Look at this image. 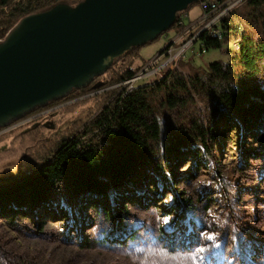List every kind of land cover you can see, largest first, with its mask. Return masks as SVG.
<instances>
[{"label": "trees", "instance_id": "1", "mask_svg": "<svg viewBox=\"0 0 264 264\" xmlns=\"http://www.w3.org/2000/svg\"><path fill=\"white\" fill-rule=\"evenodd\" d=\"M80 1L0 0V40L20 18L28 14L46 11L58 3L74 6ZM195 3L189 4L188 8ZM188 8L176 14L171 27L175 32L184 27L179 23L180 15L186 13ZM219 27L224 31L221 38L213 32ZM198 39L206 49H221L237 40L238 48L226 49L228 60L210 62L204 74L193 75L190 72L186 77L178 69H172L151 83L129 87L124 83L133 78L139 69L134 70L129 64L143 47L136 46L114 59L112 65L103 74L94 77L87 86L73 89L13 122L11 125L28 119L17 127L28 126L49 116L58 108L45 111L61 104L59 109L79 107L84 112L79 119H68L67 126L59 132L48 134V138H43L50 130L45 123H40L38 130L35 126L24 131V135L31 138L38 132L43 135L30 158L32 164H37L25 173L0 178V216L12 219L16 213L27 215L28 210L37 221L41 220L42 215L52 214L58 217L57 220H72L67 215L70 212L68 207L61 211L59 205H54L49 199L53 188L63 184L79 203L81 213L86 205L91 208L100 206L94 198L86 196L90 193L97 197L106 193L112 198L117 196L118 200L105 202L101 209L103 216L114 223L115 231L119 227L118 221L110 209L117 210V203L124 198H127V202L137 203L144 196V190L141 193L121 190L125 186L131 188L130 181L144 184L147 177L140 175L139 166H149L156 175L155 181L165 179L164 171L170 170L172 182L182 179L186 182L187 176L195 174L201 166L209 170L197 146L204 145L207 137L217 142L222 126L226 124L234 131L227 137L235 144L233 150L243 152L247 142L245 137L257 138V132L252 127L264 117V0H245L229 11L219 26L202 30ZM197 101L202 103L204 110ZM8 132H12V129ZM185 148L195 154V159L183 178L172 168H176L182 159L181 150ZM172 153L170 161L168 155ZM251 155L257 157L256 153L252 152ZM242 164L250 163L243 160ZM242 164L239 169H243L240 167ZM152 171L150 174H153ZM232 171L233 166H230L226 169V175L220 177L224 187L230 185L228 175ZM259 176L262 175L259 173ZM159 183H155L156 187ZM163 187L169 188L170 201L161 207L160 214L168 217L172 210H177V214L179 211L185 217L186 224L190 225L192 197L185 191H180L181 197H178L171 186ZM157 193H161V190H157ZM230 197L234 203L235 197ZM168 221L171 230L172 218ZM77 228L72 221L64 225L65 232ZM109 240L114 238L110 237ZM78 241L80 247H87L86 239L80 238ZM236 246L240 259L252 264L239 237Z\"/></svg>", "mask_w": 264, "mask_h": 264}, {"label": "rangeland", "instance_id": "2", "mask_svg": "<svg viewBox=\"0 0 264 264\" xmlns=\"http://www.w3.org/2000/svg\"><path fill=\"white\" fill-rule=\"evenodd\" d=\"M186 13L185 22L198 15L194 18L197 19L201 15L198 3L190 6ZM197 29L190 31L188 39L182 41L183 36H180L172 44L171 54H180L176 59L170 57L166 61L161 56L158 65L174 60L173 64L187 71V76L190 72L201 75L207 71L210 62L228 60L226 49L238 48L232 42L221 49H206L197 37L183 52L179 51L190 41L192 34H196ZM175 33L171 28L143 45L129 64L130 68H139V71L148 60L157 56L166 40ZM169 70L172 69L161 66L155 73L132 81L131 87L143 82L151 83ZM197 104L204 110L201 102L197 101ZM62 105L48 109L45 112L58 108L28 126L17 127L28 120L25 119L0 131V178L25 173L36 166L37 163L32 164L30 158L43 135L36 131L38 133L31 138L24 135V131L35 126L38 130L39 124L45 123L50 130L43 138H48V134L59 132L67 126L68 119H79L84 113L79 107L59 109ZM9 129L12 132H8ZM252 129L256 130L257 138L245 137L247 142L243 152L233 150L235 144L227 137L234 131L227 124L222 126V132L217 136L218 143L207 137L204 145L197 146V150L207 162L209 170L201 166L192 176L186 175V182L183 179L172 182L170 170L164 171L165 179L155 181L156 175L149 166H139L140 175L147 177L146 181L141 178L144 184L130 181L131 188L125 186L121 190L130 193L132 190L138 193L144 190V196L137 203L127 202V198H124L117 203V210L110 209L118 221L119 227L115 231L114 223L103 216L101 209L105 202L118 200L117 196L112 198L106 193L97 197L90 193L86 196L94 198L100 206L91 208L86 205L81 213L79 203L63 184L53 188L49 199L54 205L58 204L61 211L68 207L70 212L67 215L72 220H57L58 217L52 214L42 215L41 220L37 221L28 210L27 215L16 213L12 219L0 216V264H249L242 261L237 253V237L242 239L244 252L251 263L264 264V117ZM181 151L183 157L172 171L182 174L184 178L193 165L195 154L187 151V148ZM252 152L257 157L254 158ZM172 156L173 153L168 155L170 161ZM243 160L250 164L243 165ZM240 164L243 169H239ZM230 166H233V171L228 175L230 185L224 187L220 177L226 175V169ZM158 182L156 187L155 183ZM163 186H171L178 197L184 191L192 197L190 225L186 224L185 217L179 211L177 214V210H172L168 217L160 214L161 207L170 201L169 188ZM157 190H161V193H157ZM230 195L235 197L234 203ZM169 218H172L171 230L165 223ZM71 221L78 228L66 231V235L64 225ZM209 236L214 238L209 239ZM110 237L114 240H109ZM80 238L86 239L87 247L79 246Z\"/></svg>", "mask_w": 264, "mask_h": 264}, {"label": "water", "instance_id": "3", "mask_svg": "<svg viewBox=\"0 0 264 264\" xmlns=\"http://www.w3.org/2000/svg\"><path fill=\"white\" fill-rule=\"evenodd\" d=\"M194 2L81 0L20 18L0 40V127L87 86L114 59L171 29Z\"/></svg>", "mask_w": 264, "mask_h": 264}, {"label": "built area", "instance_id": "4", "mask_svg": "<svg viewBox=\"0 0 264 264\" xmlns=\"http://www.w3.org/2000/svg\"><path fill=\"white\" fill-rule=\"evenodd\" d=\"M245 0H198V5L199 8L201 10V15L197 18L194 19L192 21H188L185 22V17L187 16V13H182L180 15V21L179 23L183 24L184 27L177 33H175V35L171 38H168L166 40V43H164L163 48L161 49V51L157 54V56L151 60H148L147 63L138 71V73L131 79L127 80L125 82V84H129V87H131V82L140 79L141 77L151 74V73H155L157 71L158 68H160L161 66H165V69L167 68H175L178 69L179 71H181L186 77V73L187 71H183L181 69H179V67L173 64V61L170 63H166L167 59H169L170 57H176L179 56L180 54L177 52L174 55L171 54V48L173 47V43L176 41V39H178L180 36H183L184 34H186V32L195 29L196 27H200V29L196 32V34H192V36L189 38V42L187 44H185L179 51L183 52L188 46L189 43L196 41V38L198 37L199 33L204 30V29H208L210 28L211 30L215 27V26H219L221 20L225 17V15L235 9L237 6H239L240 4H242ZM213 32H220V38L222 37L224 31L221 27L219 28H215L213 30ZM237 44L238 45V40L233 42V44ZM236 45V46H237ZM204 51V49H202ZM161 56H164L166 61L164 62V64L158 65L159 62V58ZM188 73V72H187Z\"/></svg>", "mask_w": 264, "mask_h": 264}, {"label": "crops", "instance_id": "5", "mask_svg": "<svg viewBox=\"0 0 264 264\" xmlns=\"http://www.w3.org/2000/svg\"><path fill=\"white\" fill-rule=\"evenodd\" d=\"M198 16V15H197ZM197 16H195V17H197ZM195 17H191V18H189V20L190 19H194ZM190 31H192V30H190ZM190 31H188L185 35H183V38H182V41L183 40H185V39H188V37H189V35L188 34H190ZM178 63V62H177ZM152 80V79H151ZM144 83V82H143ZM146 83V82H145ZM140 84H142V83H140ZM136 85H139V84H136Z\"/></svg>", "mask_w": 264, "mask_h": 264}, {"label": "snow or ice", "instance_id": "6", "mask_svg": "<svg viewBox=\"0 0 264 264\" xmlns=\"http://www.w3.org/2000/svg\"><path fill=\"white\" fill-rule=\"evenodd\" d=\"M168 222H169V221L166 219V220H165V223H168ZM208 238H209V239H213L214 237L209 236ZM201 251H203V249H201Z\"/></svg>", "mask_w": 264, "mask_h": 264}, {"label": "bare ground", "instance_id": "7", "mask_svg": "<svg viewBox=\"0 0 264 264\" xmlns=\"http://www.w3.org/2000/svg\"><path fill=\"white\" fill-rule=\"evenodd\" d=\"M218 37H220V32H215Z\"/></svg>", "mask_w": 264, "mask_h": 264}]
</instances>
